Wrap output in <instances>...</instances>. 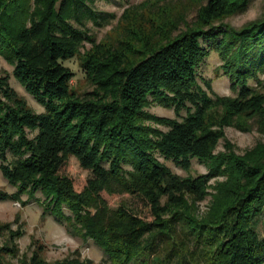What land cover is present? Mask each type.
<instances>
[{
    "label": "trees",
    "instance_id": "obj_1",
    "mask_svg": "<svg viewBox=\"0 0 264 264\" xmlns=\"http://www.w3.org/2000/svg\"><path fill=\"white\" fill-rule=\"evenodd\" d=\"M201 1L199 23L174 37L150 41L134 31L135 43L110 45L96 43L85 26L98 15L92 0H0V56L43 106L35 111L10 84V74L0 72V171L15 188H0V201L37 202L43 218L49 214L71 235L91 239L110 264L148 258L185 264L184 246L192 261L203 255L206 264H264V238L252 227L264 211V144L242 157L215 155L218 133L211 128L220 113L264 124V91L248 84L264 71V17L241 28L215 24L249 0ZM84 41L92 46L80 55V67L94 88L80 95L63 62L77 57ZM211 50L222 58L234 96L211 97L200 88L198 66ZM151 101L173 107L176 116L149 112ZM156 152L187 170L192 158L208 159L211 167L182 177ZM72 155L91 173L84 183L65 172ZM221 174L227 178L211 211L194 216L188 197L202 198L208 181ZM125 193L142 199L152 219L124 202L110 206L108 197ZM3 233L8 239L0 244V264L17 255L22 231L0 221ZM23 262L84 264L79 258L48 262L37 250Z\"/></svg>",
    "mask_w": 264,
    "mask_h": 264
},
{
    "label": "rangeland",
    "instance_id": "obj_2",
    "mask_svg": "<svg viewBox=\"0 0 264 264\" xmlns=\"http://www.w3.org/2000/svg\"><path fill=\"white\" fill-rule=\"evenodd\" d=\"M204 4L201 0H92L90 5L97 11L98 15L96 20L86 19L85 26L96 43L104 42L110 45H118L119 40H130L135 43L136 33L134 31L139 32L140 35L144 34L150 41H154L163 39L166 34L174 37L188 27L196 26L199 23L198 14ZM261 17H264V0H249L244 10L230 14L222 20L216 21L215 24L241 28L248 22ZM91 46V42L84 41L80 48L81 53L77 57L63 62L74 72L70 84L80 95L94 88L80 67V55H83ZM222 63V58L218 52L211 50L209 56L198 66V84L211 97L234 96L236 94L232 90L231 80L221 68ZM12 70L13 66L0 56V72L7 71L10 74L9 82L19 95L25 97L27 103L35 111H43V106L24 89L13 76ZM257 77V79L249 78L248 84L258 91H264L259 83V80L264 81V71H260ZM147 110L158 116L169 118L176 116L173 107L158 104L156 101H151ZM184 113L185 110H182V114ZM222 115L223 113H220L213 117V124H211L213 125L211 128L218 133L212 150L213 154L232 153L242 157L246 152L264 144V124L260 122L259 118L235 115L226 119ZM152 124L162 130L167 129L164 125ZM156 156L173 172L182 177L205 174L211 167V161L208 159L192 158L190 168L187 170L176 165L172 160H165L158 152H156ZM65 172L80 183H84L91 176V173L83 169L73 155L68 158ZM226 178V175L222 174L211 178L202 198L188 197L189 202L193 205L192 213L194 216L202 218L211 211L218 184L225 181ZM0 188L9 192L15 190L2 176L1 171ZM26 198L27 196L23 195V199ZM108 201L113 208L124 202L146 219H152L149 207L136 195L125 193L108 197ZM42 210V207L33 200L26 205H21L20 202L12 200L0 201V221L9 222L13 229L19 227L22 231V235L15 240L18 248L17 255H6L5 264H23V260L29 259L34 250H37L40 257L48 262L62 261L65 258L72 260L79 258L84 261V264H110L105 259L102 250L91 239L85 240L82 237L71 235L64 226L58 224L49 214L43 218ZM252 227L260 238H264V211L252 222ZM7 239L8 234L3 233L0 236V244ZM170 246L171 243L168 248ZM182 248L179 249L185 257L184 263L187 261L185 264H191L190 261L193 264H206L204 260L206 256H196L195 261H192V259L189 260L190 256L187 254L188 246ZM134 264L160 263L148 258L145 262L137 261Z\"/></svg>",
    "mask_w": 264,
    "mask_h": 264
}]
</instances>
